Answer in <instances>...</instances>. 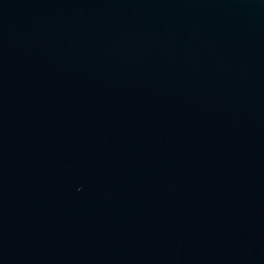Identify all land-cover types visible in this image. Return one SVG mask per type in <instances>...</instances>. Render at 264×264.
<instances>
[{
  "label": "water",
  "instance_id": "1",
  "mask_svg": "<svg viewBox=\"0 0 264 264\" xmlns=\"http://www.w3.org/2000/svg\"><path fill=\"white\" fill-rule=\"evenodd\" d=\"M0 264H264V0H0Z\"/></svg>",
  "mask_w": 264,
  "mask_h": 264
}]
</instances>
